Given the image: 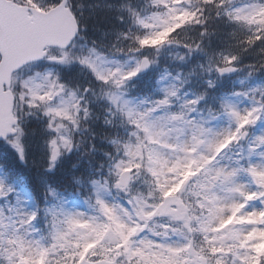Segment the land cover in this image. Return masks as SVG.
<instances>
[{
    "label": "snow or ice",
    "instance_id": "1",
    "mask_svg": "<svg viewBox=\"0 0 264 264\" xmlns=\"http://www.w3.org/2000/svg\"><path fill=\"white\" fill-rule=\"evenodd\" d=\"M0 264H264V0H0Z\"/></svg>",
    "mask_w": 264,
    "mask_h": 264
}]
</instances>
